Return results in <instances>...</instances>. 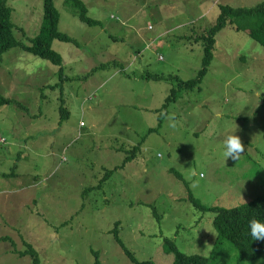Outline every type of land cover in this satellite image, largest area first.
<instances>
[{"label": "rangeland", "instance_id": "1", "mask_svg": "<svg viewBox=\"0 0 264 264\" xmlns=\"http://www.w3.org/2000/svg\"><path fill=\"white\" fill-rule=\"evenodd\" d=\"M83 1L102 24L54 0L58 27L73 38L52 41L61 66L27 49L44 0H8L20 44L0 63V93L11 99L0 106V264H32L15 253L24 242L41 264H94L95 252L102 264H134L128 250L173 264L169 240L214 255L212 264H257L264 251L241 260L228 239L215 249L216 212L207 208L264 194V46L250 36L258 17L220 31L201 88L180 90L167 110L174 82L146 76L195 78L204 57L195 34L220 5L264 0ZM236 126L245 151L234 161L223 140Z\"/></svg>", "mask_w": 264, "mask_h": 264}, {"label": "trees", "instance_id": "2", "mask_svg": "<svg viewBox=\"0 0 264 264\" xmlns=\"http://www.w3.org/2000/svg\"><path fill=\"white\" fill-rule=\"evenodd\" d=\"M69 1L72 2L74 7L78 10L82 21L89 25L102 24L100 20L89 16L88 6L83 0ZM220 8L221 12L216 21L212 25L205 27L201 33L195 34V39L202 41L204 45L202 68L199 70L195 78L185 81L180 79L178 76L173 75L166 76L163 74H149L146 76L147 78H154L156 80H169L175 84L166 98L162 110H167L172 103L178 100L180 90L201 88V84L214 58V49L217 42L216 37L228 24H233L235 19L246 16L258 17V22L250 28V36L264 46V1L252 7H234L229 4H222L220 5ZM59 20L60 12L57 9L54 0H44V17L40 31L37 36L33 38L32 44L27 46V49L42 58L50 59L55 64L62 66L63 56L61 53L52 48V41L56 38L64 41H72L73 38L60 31L58 27ZM240 27L243 26L240 25ZM14 29L15 23L12 18V8L8 5V0H0V63L3 60L5 52L20 44L15 36ZM105 66H107V64L101 65V67ZM10 102V98L0 93V106L9 104ZM62 109H64L63 106ZM161 115L159 117V124L162 122ZM64 116L65 115L63 114V119ZM156 129L157 128H151L150 131H154ZM139 148L140 146L137 145L130 150V153L132 154L126 157L123 166L135 156L134 153ZM117 169L118 167L114 170H110L103 180H105ZM200 208L204 209L206 207L201 206ZM207 209L216 212L214 220L218 231L215 246L216 250L225 239H228L238 249L240 254L239 259L241 260H253L262 255L264 251V240H251L248 230V222L254 218L264 219V194L239 206L231 208L209 207ZM26 244L28 249L23 252V254H30L33 259V264H41L38 250L31 243ZM168 245L170 247V251H173L175 256L173 264H212L214 255L213 257H207L199 254L185 253L173 240H169ZM95 253L96 260L94 264H102V261L99 258V253ZM128 253L132 256L134 264H157L152 260H138L129 250Z\"/></svg>", "mask_w": 264, "mask_h": 264}, {"label": "clouds", "instance_id": "3", "mask_svg": "<svg viewBox=\"0 0 264 264\" xmlns=\"http://www.w3.org/2000/svg\"><path fill=\"white\" fill-rule=\"evenodd\" d=\"M237 126L227 131L223 140V156L238 160L245 151V146L239 135L236 134ZM248 230L251 240H264V219H251L248 222ZM198 231V230H197ZM257 264H264V258H261Z\"/></svg>", "mask_w": 264, "mask_h": 264}, {"label": "crops", "instance_id": "4", "mask_svg": "<svg viewBox=\"0 0 264 264\" xmlns=\"http://www.w3.org/2000/svg\"><path fill=\"white\" fill-rule=\"evenodd\" d=\"M173 12H175V11H173ZM173 12H172V13H173ZM173 14H176V12L173 13ZM173 14H172V15H173ZM176 15H177L178 17L180 16V14H176ZM180 25H181V24H180ZM2 239H4V238H2ZM5 240H11V239H9V237H5ZM24 245H25V246L27 245L26 242H24ZM26 247H27V246H26ZM26 249H27V248H24V250L19 251L18 249L14 248L15 253H18L17 255H18L19 257L26 256L25 254H23V252H25ZM31 262H32V264H33V259L31 260Z\"/></svg>", "mask_w": 264, "mask_h": 264}]
</instances>
